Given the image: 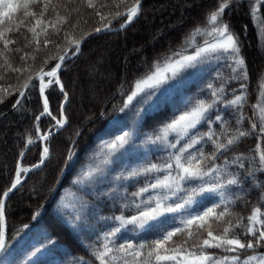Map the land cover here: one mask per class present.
I'll return each instance as SVG.
<instances>
[{
	"label": "trees",
	"instance_id": "16d2710c",
	"mask_svg": "<svg viewBox=\"0 0 264 264\" xmlns=\"http://www.w3.org/2000/svg\"><path fill=\"white\" fill-rule=\"evenodd\" d=\"M135 2L92 0L89 7L88 0H0V114L10 109L37 73L52 69L56 58L73 42ZM224 2L145 0L129 26L87 40L80 52L64 63L59 73L62 88L52 78L44 89L49 112L37 80L18 106L0 118V198L18 171L24 176L43 160L44 144L49 149L39 168L30 171L4 198L6 243L0 264H188L183 255L209 256L203 264H244L255 256L249 264H259L264 258L262 245L227 251L234 246L208 247L202 242L218 243L208 231L246 243L254 239L248 228L257 235L264 230V164L259 160L264 154V133L260 131L264 124V0H227L228 7L216 22L229 26L243 65H236V57L229 53H212L126 106L138 81L216 38L209 17ZM197 28L201 31L196 32ZM236 96L244 99L230 105ZM200 101L212 107L194 130L187 135L173 131L165 135L167 124ZM63 113L67 124L58 129ZM217 115L222 119L218 121ZM237 130L249 134L228 150L217 152L213 141L226 143ZM46 133L52 134L43 142L41 136ZM125 133L129 134L127 143L120 146L118 138ZM112 144L117 147L111 148ZM213 153L216 158L209 159ZM190 155L196 157L194 165L203 160L202 171L211 167L216 171L202 179L181 181L179 188L170 179L171 189L149 188L135 195L169 174L176 177L180 170L175 157L186 163ZM169 163L171 169L166 168ZM152 165L157 168L144 171ZM134 172L140 174L132 176ZM233 177L241 182L199 193L180 211L165 213L143 229L132 224L121 228L115 219H130L140 210L155 207L157 199L175 207L189 198L193 187L199 190ZM165 196L168 199L163 200ZM208 208L225 215L207 218L202 228L199 221L191 227L186 224ZM176 228L184 231L159 249L160 255L176 259L157 262L156 253L149 255L152 247ZM31 239L47 252L38 253L34 245L27 248ZM129 244L133 247L122 250L121 246ZM104 252L107 255L101 259ZM234 256L240 259L234 262Z\"/></svg>",
	"mask_w": 264,
	"mask_h": 264
},
{
	"label": "snow or ice",
	"instance_id": "6c2138e0",
	"mask_svg": "<svg viewBox=\"0 0 264 264\" xmlns=\"http://www.w3.org/2000/svg\"><path fill=\"white\" fill-rule=\"evenodd\" d=\"M139 4H140V0H136V3L131 8H129L127 10L128 21H130L134 16L137 15L138 10H139ZM88 6L89 7L93 6L92 0H88ZM9 7H11V5H9ZM227 7H228V2H227V0H225L224 3H221L218 5L216 11H213L210 14L209 20L214 25L212 31L214 33H216L219 37L218 39L215 40V43H210L208 41H205V45H206L205 47L198 48V50L195 52L194 55L182 56L179 60H176L174 63H170L167 66V68L165 69V71H171L173 76H175L176 73L180 69H183L185 67H195L198 58L201 57V55L203 53H206V52L216 53L218 50L222 51L223 53H229L231 55H234L236 57L234 60V63L236 65H243L244 64L243 58L239 56L240 49L238 47V43H237L235 37L231 34V32L229 30V26L227 24H223V23L217 25V23H216L218 21V19L223 16L224 10ZM117 15H120V13H117ZM37 23H39V21H37ZM100 30H101L100 28L95 29L96 32H99ZM200 31L201 30L199 28L196 29V32H200ZM209 34H211V33H209ZM74 43L76 44L77 47L79 46L78 42H74ZM177 55H179V54H177ZM63 59H64V57L61 56L60 60H63ZM59 67H60V64H56L55 67H53L50 72L46 73V75L55 76L56 71ZM165 79H167V77L162 76L161 70L159 69V67H157L156 71L152 75H150L146 79L138 81L136 83L135 91H133L132 94L128 96L126 106H127V104L132 102L134 97H136L141 92H143L145 90L146 86L147 87L152 86L149 82H154L155 84H160ZM241 87L243 88L244 85H241ZM41 91L43 92V86L41 87ZM221 91H222V89H221ZM212 94H213V96H216L217 92L214 91ZM242 99H244L243 96H236L234 100H231L228 103L230 105H236ZM211 107H212V105H210V104L205 105L204 101H200L190 111H187V112L181 114L179 117L174 119L173 122L167 124L166 128L164 129L165 135L167 134L168 131H173V132H181L182 131L185 133V135H187L190 130H194L197 127V125L200 124L206 118L205 113H207ZM45 110H47V101L46 100H45ZM262 113H264V109H262ZM37 119H39V117H37ZM216 119L219 121L222 118L217 115ZM262 119H264V115H262ZM58 123H61V122L58 121ZM256 127H257L256 124L252 125L253 129H255ZM260 131L262 133H264V124H262L260 126ZM248 134L249 133H247L245 131L237 130V135L232 136V138L228 139L226 143H216V141H213V143L216 146V151L220 152V151L228 150V147L230 145L237 143V141L240 138L245 137ZM128 136H129V134L125 133L124 136H121L118 138V142H119L120 146H123L125 143H127ZM156 139L159 140V139H161V137L157 136ZM208 139H212V136L208 135ZM193 142L196 143L198 141H193ZM28 143L30 144V143H32V141L29 140ZM110 147L115 149L117 147V145L112 144V145H110ZM171 147H175V144L171 145ZM189 147H191V145H189ZM185 150L186 149H182L181 151H185ZM48 151L49 150L47 147H45L43 149V152L45 154H47ZM21 155H23V154H21ZM200 156H201V158H203L204 154L200 153ZM70 158H71V156H69V159ZM215 158H216L215 153H213L212 156L209 157V159H215ZM193 160H196V157L190 155L189 158L187 159V162L182 163L181 157L176 156L175 157V164H176V168L180 170V174H178L176 177H171V174H169V176L165 177L164 180H157L156 183H153V184L149 185L148 187L141 188L139 190V192L136 193L135 195H140L141 193L148 192L149 188L157 189V188L163 187V188L171 189L172 184H170L168 182L170 179L175 182L176 188H179V186H180L179 182H181V181L188 182L191 180L202 179L204 176L216 171L215 167L209 168L208 171H206V172L202 171L203 160L202 159L197 160L195 165L193 164ZM259 160L262 164H264V154H261L259 156ZM41 162H43V161H41ZM34 167H36V166H34ZM240 167L241 168L244 167L243 163L240 164ZM156 168H157V165H152L151 168L145 169L144 171L150 172L152 169H156ZM166 168L171 169L172 164L171 163L167 164ZM261 171L264 172V169H261ZM139 174L140 173H138V172H134L131 175L136 176ZM248 175L252 176L253 173L249 172ZM240 182L241 181H240L239 177H233V178L227 179L226 183H220L219 181H217V182L213 183L210 187H207V188L201 186L199 188V190H197V188L193 187L191 189V195L189 196V198L187 200H185V202L183 204L176 203L175 207H173L170 204L165 206L161 202V199H157V201L155 203V207H147L146 210H140L137 215L131 216L130 219H125L122 216L116 217L115 219H118L120 221V227L121 228L125 227L128 224H132V225H135V226L143 229L146 226H150V222L158 221V219L161 216H163L165 213H175V212L180 211L181 209H183L185 207V204L191 203L193 198L195 196H197L199 193L216 192V191L223 189L225 187H228V186L238 185ZM19 183H20V179H19V175H17L15 182L11 185V187L7 191H5L3 193L2 198H0V253H2L5 250L4 231H3L4 198H6L9 194V192H11L13 189H15ZM162 199L166 200V199H168V197L165 196ZM140 207H141L140 204L136 205L137 209H140ZM257 211H259V210H257ZM224 215H225V212H220L217 215L213 208H208L207 211L203 212L202 214L196 215V216L192 217L191 219H189L188 221H186V224L189 227H191L192 225L197 224V222L199 221L200 223L198 224V227L202 228V227H204V224L206 223L207 218L216 217V219H220ZM255 216H256V214L254 213L253 216L250 217V219L255 220ZM116 231H120V228H117ZM183 231H184V229L176 228L175 231L168 232L161 239H159L155 242V245L152 247V251L149 253V255L151 256L152 253H156L155 260L157 262L164 261V260H175L176 259L175 256L160 255L159 249L163 248L165 242L171 240L172 237L174 235H176V233H180ZM227 232H228V229L225 228L224 233L227 234ZM247 233L252 234L254 239L248 240L246 243H242L241 239L238 237H233L231 239L226 238V236L217 237V236H213V233L211 231H208V236L212 237L213 240L218 241V243L213 245L210 243V241L208 239H204L202 243L204 246H208V247H221L222 245L234 246L232 248L226 249L227 251H236L237 249H254L257 245L264 246V230L259 231V234L257 235L256 232L252 228H248ZM188 236L189 237L192 236L191 231L188 232ZM132 247L133 246L130 244L127 245V247L121 246L122 250H124V251H127L128 249H130ZM140 247L143 248L144 245H141ZM105 255H107L106 252L100 253V258L103 259V257ZM136 255H139V253H137ZM197 259L199 261H201V264H203V262L209 260L210 257L207 255H202V256L197 257ZM225 259L227 260L228 258L225 257ZM231 259L234 262H236L240 259V257L234 256ZM254 259H256L255 256H250L246 260H244V264H249V262L251 260H254ZM259 264H264V258H261L259 260Z\"/></svg>",
	"mask_w": 264,
	"mask_h": 264
},
{
	"label": "water",
	"instance_id": "95a60500",
	"mask_svg": "<svg viewBox=\"0 0 264 264\" xmlns=\"http://www.w3.org/2000/svg\"><path fill=\"white\" fill-rule=\"evenodd\" d=\"M144 1H145V0H140L138 13H137V15L134 16L130 21H128V19H127V10H128L129 8H131L136 2H135L133 5H131L128 9H126L125 11H123L120 15L116 16L114 19H112L111 21H109L108 23H106L105 25H103L102 27H100L101 30H100L99 32H96V31L94 30V31H92L91 33L87 34L86 36H84V37H82V38L76 40L75 42H78V45H79L78 47H77L76 44L73 42V43L67 48V50H66L62 55H60V56H58V57L56 58V64H60V67H59V68L57 69V71H56L57 81H59V73H60V71L63 69V65H64V63H65L67 60H69L70 58H72L73 56H75L76 54H78V53L80 52V50H81L82 45H83L87 40H89V39H91V38H93V37H96V36H98V35H100V34H103V33H105V32L116 31V30L123 29V28L129 26V25H130V24H131V23H132V22L138 17V15H139V13H140L141 6H142V4H143ZM123 17H125L124 22H123L120 26H118V27H113V25H114L117 21H119L121 18H123ZM61 56L64 57L63 60H60V57H61ZM56 64H55V65H56ZM55 65H54V67H55ZM51 70H52V69H51ZM51 70H50V71H51ZM50 71H40V72L37 73V74H36V75H35L30 81H28V82L24 85L23 89L21 90L20 95L18 96V98H17V100L15 101V103L10 107L9 110H7L6 112L0 114V118H2L4 115H6L7 113H9L10 111L14 110V109L18 106V104L21 102L23 96L25 95V93H26L27 89L30 87V85H31L33 82L37 81V80L41 81V80H43L45 77H48V75H46V73H48V72H50ZM43 73H44L45 75L42 77ZM59 86L61 87V83H60V81H59ZM46 101H47V100H46ZM47 109H48V105H47ZM61 127H63V126H61ZM61 127H59V128H61ZM50 135H51V134H48V135L43 136V137H42V140L44 141V140H45L48 136H50ZM44 161H45V158L43 159V162H44ZM43 162L34 165V166H36V167H34V166L30 167L29 170L27 171V173H26V175H25L24 177H21L20 174H17V175H19L20 183L16 186V188L22 184V182L26 179L28 173H29L31 170L38 168V167L40 166V164H42ZM16 178H17V176H16ZM16 178H15V179H16ZM14 182H15V180H14ZM14 182H13V183H14ZM16 188H15V189H16ZM15 189H13L11 192H13ZM11 192H9V194H10ZM9 194H8V195H9ZM6 198H7V197H6ZM4 219H5V215H4ZM3 231H4V243H6V238H5V237H6V223H5V221L3 222Z\"/></svg>",
	"mask_w": 264,
	"mask_h": 264
},
{
	"label": "rangeland",
	"instance_id": "374dc122",
	"mask_svg": "<svg viewBox=\"0 0 264 264\" xmlns=\"http://www.w3.org/2000/svg\"><path fill=\"white\" fill-rule=\"evenodd\" d=\"M215 37H216V38H215L212 42H210V43H215V40L219 38L217 34H216ZM205 46H206V45H203V46H201V47H205ZM197 50H198V49H197ZM197 50H196V51H197ZM196 51H195V52H196ZM195 52H192V53H190V54H185V55H183V56L194 55ZM217 52H219V50H218ZM210 54H212V52H206V53H203V54L201 55V57L198 58L197 62H201V61L204 60L207 56H210ZM181 57H182V56H181ZM181 57L175 59L174 61H172V62H170V63H174L176 60H179ZM170 63H168V64H166V65H164V66H162V67H159V69L161 70V75H162V76H166L167 79L163 80L160 84H155L154 82H149L152 86H151V87H147V86H146V87H145V90H144L143 92H141L139 95H137L136 97H134V98H137V97L141 96V95H142L145 91H147V90H151V89H154V88H157V87L163 85V83L167 82L171 77H174L171 71H165V69L167 68V66H168ZM181 70H182V69H180L177 73H179ZM155 71H156V70H155ZM155 71H154V72H155ZM154 72H153V73H154ZM153 73H152V74H153ZM177 73H176V74H177ZM152 74H150V75H152ZM150 75H149V76H150ZM51 78H52V76L47 77V78H45V79L41 82V87L43 86V90L45 89L46 86H48V85L51 83ZM145 79H146V78H145ZM143 80H144V79H143ZM134 91H135V89H134ZM134 98H133V99H134ZM10 112H11V111H10ZM46 113H47V111H46ZM7 114H8V113H7ZM4 116H5V115H4ZM65 120H66V119H64V117H63V115H62V118H61L60 120H58V121H60L61 124H62L63 122H65ZM58 121H57V122H58ZM179 133H184V132L181 131V132H179ZM46 147H47V146H46ZM47 148H48V147H47ZM43 149H44V148H43ZM48 150H49V149H48ZM43 154H45V153H43ZM34 243H35V241L31 239V240L28 241V243L26 244V247L29 248L30 246L34 245L33 250L37 251L38 253H42V254H44V253L47 252V248H41L39 244H34ZM197 257H199V256H197V255H183V259H184V261H185L186 263H188V264H200L201 261H199V260L197 259ZM204 262H205V261H204Z\"/></svg>",
	"mask_w": 264,
	"mask_h": 264
},
{
	"label": "bare ground",
	"instance_id": "6f19581e",
	"mask_svg": "<svg viewBox=\"0 0 264 264\" xmlns=\"http://www.w3.org/2000/svg\"><path fill=\"white\" fill-rule=\"evenodd\" d=\"M45 74L43 73L42 77L44 76ZM65 119V118H64Z\"/></svg>",
	"mask_w": 264,
	"mask_h": 264
}]
</instances>
